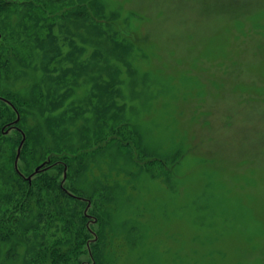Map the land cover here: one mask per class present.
Here are the masks:
<instances>
[{
	"label": "rangeland",
	"instance_id": "1",
	"mask_svg": "<svg viewBox=\"0 0 264 264\" xmlns=\"http://www.w3.org/2000/svg\"><path fill=\"white\" fill-rule=\"evenodd\" d=\"M0 96V214L18 128L95 264H264V0H0ZM42 227L0 264H40Z\"/></svg>",
	"mask_w": 264,
	"mask_h": 264
},
{
	"label": "trees",
	"instance_id": "2",
	"mask_svg": "<svg viewBox=\"0 0 264 264\" xmlns=\"http://www.w3.org/2000/svg\"><path fill=\"white\" fill-rule=\"evenodd\" d=\"M14 127L16 128V124ZM16 132L19 138L14 143L16 150L12 156L11 169H13L16 177L15 180L21 183H17L14 188V195L16 196L14 203L10 205L8 210L6 209L0 214V242L11 241L23 225L26 228L30 225L35 234L36 230H41V226L43 229L49 230L53 222L57 221L60 235L55 236V239L51 241L46 238L38 245L35 256L40 264H84L80 261V257L83 255L89 258L90 264H95L94 255L87 250L89 245H86L88 252L81 250V247L85 245L86 235L89 234L90 225H85L86 221H89L87 215L90 211L89 204L87 203V207L82 210L83 206L79 201L81 198L76 197L73 195L74 192L66 188L65 182L68 179L65 165H63L60 180H58V176L61 168L56 169L58 174L53 176L46 174L45 170L52 165L50 162H48L47 167L42 166L37 173L33 172L25 177L18 164L24 158L27 142L22 130L17 128ZM22 136L25 139L16 159ZM30 156H32L31 162L34 159L37 160L33 151H30ZM28 178L30 179L28 180ZM69 201L73 202L71 206ZM32 219H35L34 224ZM75 222H78L79 225H75ZM25 233L26 229L22 234Z\"/></svg>",
	"mask_w": 264,
	"mask_h": 264
},
{
	"label": "water",
	"instance_id": "3",
	"mask_svg": "<svg viewBox=\"0 0 264 264\" xmlns=\"http://www.w3.org/2000/svg\"><path fill=\"white\" fill-rule=\"evenodd\" d=\"M8 105H10V106L12 107V105H11L10 103H9ZM18 121H19V118H18V116H17L16 119H15V121L12 123V125L15 126V124H17ZM24 139H25V137L22 136V141H21V143H20V145H19V147H18V149H17V156H16V159H17L18 156H19L20 148H21V146H22V144H23V142H24ZM15 164H16V163H15ZM43 166H44V165H43ZM41 167H42V166L37 167V168L35 169L34 173H37V172L40 170ZM64 178H65V171H64ZM29 179H30V178H28V180H29Z\"/></svg>",
	"mask_w": 264,
	"mask_h": 264
},
{
	"label": "flooded vegetation",
	"instance_id": "4",
	"mask_svg": "<svg viewBox=\"0 0 264 264\" xmlns=\"http://www.w3.org/2000/svg\"><path fill=\"white\" fill-rule=\"evenodd\" d=\"M4 101H8L9 103H11L7 98H4L3 96H0V102H4ZM14 129H15V127H12V130H14Z\"/></svg>",
	"mask_w": 264,
	"mask_h": 264
}]
</instances>
